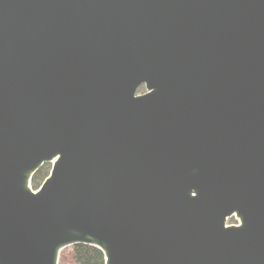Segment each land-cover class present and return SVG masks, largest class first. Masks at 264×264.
<instances>
[{
    "label": "water",
    "instance_id": "1",
    "mask_svg": "<svg viewBox=\"0 0 264 264\" xmlns=\"http://www.w3.org/2000/svg\"><path fill=\"white\" fill-rule=\"evenodd\" d=\"M81 244L264 264V0H0V264Z\"/></svg>",
    "mask_w": 264,
    "mask_h": 264
},
{
    "label": "trees",
    "instance_id": "2",
    "mask_svg": "<svg viewBox=\"0 0 264 264\" xmlns=\"http://www.w3.org/2000/svg\"><path fill=\"white\" fill-rule=\"evenodd\" d=\"M48 165H42L33 175L31 184L37 187L44 177L47 175ZM66 254L69 255V264H104L101 251L89 245H76L67 250L62 251L58 264H66L64 262Z\"/></svg>",
    "mask_w": 264,
    "mask_h": 264
},
{
    "label": "rangeland",
    "instance_id": "3",
    "mask_svg": "<svg viewBox=\"0 0 264 264\" xmlns=\"http://www.w3.org/2000/svg\"><path fill=\"white\" fill-rule=\"evenodd\" d=\"M138 93H141V92H143V88H140V89H138V91H137ZM48 165V171H49V169H50V165L49 164H47ZM48 173V172H47ZM230 223H231V221H229ZM67 249H69V248H66V249H64V250H67ZM63 250V251H64ZM62 253V252H61ZM70 260V258H69V255H67L66 254V257H65V260H64V262L66 263V264H69V261ZM59 262V261H58Z\"/></svg>",
    "mask_w": 264,
    "mask_h": 264
}]
</instances>
